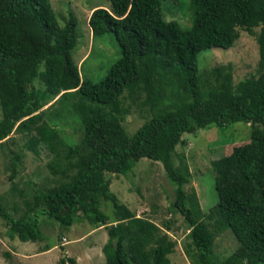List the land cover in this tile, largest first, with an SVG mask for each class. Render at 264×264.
<instances>
[{
    "label": "trees",
    "instance_id": "16d2710c",
    "mask_svg": "<svg viewBox=\"0 0 264 264\" xmlns=\"http://www.w3.org/2000/svg\"><path fill=\"white\" fill-rule=\"evenodd\" d=\"M107 1L109 7L93 9L88 26L93 38L111 33L121 57L103 80L92 82L80 79L73 59L78 34L72 15L60 25L50 0H0V144L12 132L30 133L56 98L83 129L80 142L57 164L61 183L35 191L19 218L0 204L9 237L41 241L40 215L64 228L85 220L107 231L105 264H164L174 242L110 191L111 175H125L146 158L159 162L175 186L171 207L187 223L191 264H264V0H189L187 34L164 18L160 0ZM239 30L255 36L257 74L234 83L229 69L217 67L214 82L207 83L198 55L232 48ZM134 105L144 122L129 136L123 123ZM234 123L251 126L249 142L211 162L217 204L196 218L197 205L185 190L191 175L182 159L174 163L176 147L184 134ZM38 136L26 142L33 151L43 129ZM53 136L49 131L45 138ZM15 163L10 179L16 176ZM102 201L111 203L113 221L101 210ZM77 210L81 218L74 216ZM227 230L237 248L218 261L216 234ZM67 262L75 264L73 259L59 264Z\"/></svg>",
    "mask_w": 264,
    "mask_h": 264
},
{
    "label": "rangeland",
    "instance_id": "374dc122",
    "mask_svg": "<svg viewBox=\"0 0 264 264\" xmlns=\"http://www.w3.org/2000/svg\"><path fill=\"white\" fill-rule=\"evenodd\" d=\"M60 25L70 15L77 20L78 43L73 59L78 67L80 79L99 82L105 78L110 67L120 59L121 50L111 33L92 37L88 18L94 7H109L107 0H50ZM164 18L176 22L181 32L188 33L192 26V10L189 0H160ZM259 31V29H255ZM259 60L258 44L255 36L239 30V37L230 49L213 48L198 55L199 73L212 84V72L217 67L229 69L233 82L257 74ZM210 88L208 87L207 90ZM127 95V94H126ZM58 98L43 108L41 120L30 133L12 132L4 144H0V204L7 214L19 218L26 212L25 201H30L38 189L50 188L61 183L64 178L58 163L69 146L78 144L83 136L80 119L70 108L62 109ZM72 106V105H71ZM138 105L131 106L123 127L132 136L144 122ZM1 117V111H0ZM250 125L234 123L225 129L212 127L199 130L195 134H184L183 144L176 147L174 163L183 160L191 175V183L185 190L191 201L187 206L206 214L217 204L214 187L215 173L211 162L232 152L237 146L249 142ZM35 151L28 148L30 137L39 138ZM53 130V131H52ZM51 131L53 138L45 136ZM55 131V132H54ZM1 143V141H0ZM54 148H53V147ZM15 159L16 176L10 179ZM182 159V160H181ZM175 186L166 177L159 162L140 159L125 175H111L110 191L136 217L146 219L159 228L160 235H166L174 242V248L167 254L164 264H191L187 255L190 246L188 226L183 216L171 207L175 200ZM27 194V195H24ZM23 196L25 198H23ZM101 210L114 220L111 203L102 201ZM76 218L80 212L74 211ZM42 240L20 242L11 239L8 227L0 217V264H59L60 259H73L75 264H105L102 247L108 240L106 229H94L85 220L76 222L70 228L60 226L44 215L39 216ZM215 230L214 221H208ZM237 248L234 236L227 230L216 234L213 256L223 261ZM70 264V263H66Z\"/></svg>",
    "mask_w": 264,
    "mask_h": 264
},
{
    "label": "crops",
    "instance_id": "0c3cea01",
    "mask_svg": "<svg viewBox=\"0 0 264 264\" xmlns=\"http://www.w3.org/2000/svg\"><path fill=\"white\" fill-rule=\"evenodd\" d=\"M97 7H98V6L94 7L93 9H95V8H97ZM92 11H93V10H92ZM92 11H91V12H92ZM91 12H90V14H91ZM89 16H90V15H89Z\"/></svg>",
    "mask_w": 264,
    "mask_h": 264
}]
</instances>
